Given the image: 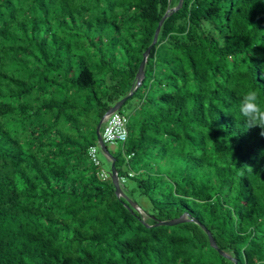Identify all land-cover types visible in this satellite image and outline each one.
<instances>
[{"label":"trees","instance_id":"trees-1","mask_svg":"<svg viewBox=\"0 0 264 264\" xmlns=\"http://www.w3.org/2000/svg\"><path fill=\"white\" fill-rule=\"evenodd\" d=\"M179 1L0 0V264H264V0Z\"/></svg>","mask_w":264,"mask_h":264},{"label":"water","instance_id":"water-1","mask_svg":"<svg viewBox=\"0 0 264 264\" xmlns=\"http://www.w3.org/2000/svg\"><path fill=\"white\" fill-rule=\"evenodd\" d=\"M182 4H183V0H180L179 1V4L173 10L175 11V10L179 9L182 6ZM168 15H169V11L161 19V21H160V23H159V25H158V27L156 29V33H155V37H154L153 43L148 47V49L144 53V58H143V60L141 62V65L139 67V71H138V74H137V87H139L142 84V82H143V79H144V76H145V64H146L147 57H148V55H149V53H150V51L152 49V46L157 42L158 35H159L160 30H161L162 24H163L164 20L167 18ZM132 94H133V90L130 92L129 95L125 96L124 98H122L121 100H119L116 104H114L105 113V115L101 118V120L99 121V123L97 125V138H98V143L101 146V148L104 150V152H106L113 159V161H112V172H111V174H112L113 182H114V184L116 186V192H117V194H121L122 190H121V185H120V181H119V176H118V173H117V169H116V166H115V157L112 156V154L110 153L109 147L104 142V139H103L102 133H101V128H102V125H103V123H104L107 115H109L110 113H112L114 111H118ZM184 220H186V216L185 215H182V216H180L177 219L161 221L159 223L160 224H175L177 222H181V221H184ZM209 237H210V240H211L212 245L214 247H217V243H216L213 235L210 232H209Z\"/></svg>","mask_w":264,"mask_h":264},{"label":"built area","instance_id":"built-area-1","mask_svg":"<svg viewBox=\"0 0 264 264\" xmlns=\"http://www.w3.org/2000/svg\"><path fill=\"white\" fill-rule=\"evenodd\" d=\"M128 117L119 112H112L107 115L105 125L101 131L102 137L106 144H116L117 142H125L129 135ZM90 157L94 163L99 166L101 160L98 156V146L94 145L89 150ZM124 181V179H123Z\"/></svg>","mask_w":264,"mask_h":264},{"label":"clouds","instance_id":"clouds-1","mask_svg":"<svg viewBox=\"0 0 264 264\" xmlns=\"http://www.w3.org/2000/svg\"><path fill=\"white\" fill-rule=\"evenodd\" d=\"M239 111L246 129L259 127L264 135V108L258 103V93L254 89L241 97Z\"/></svg>","mask_w":264,"mask_h":264},{"label":"rangeland","instance_id":"rangeland-1","mask_svg":"<svg viewBox=\"0 0 264 264\" xmlns=\"http://www.w3.org/2000/svg\"><path fill=\"white\" fill-rule=\"evenodd\" d=\"M131 111H133V102L128 103L124 108H123V112L125 115H127L128 113H132ZM118 144H107V146L109 147V150H115V146L117 147ZM98 156L100 158V160L102 161V170L103 172H105L106 174L110 173V169H112V163L109 160V155L104 152V150L101 148V146L98 147Z\"/></svg>","mask_w":264,"mask_h":264}]
</instances>
